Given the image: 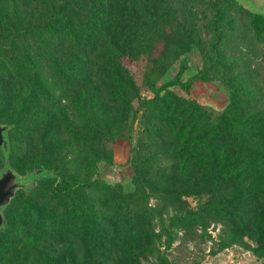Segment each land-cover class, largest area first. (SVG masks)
I'll use <instances>...</instances> for the list:
<instances>
[{"label":"rangeland","instance_id":"374dc122","mask_svg":"<svg viewBox=\"0 0 264 264\" xmlns=\"http://www.w3.org/2000/svg\"><path fill=\"white\" fill-rule=\"evenodd\" d=\"M62 1L0 0V168H46L1 209L0 264H264V44H216L208 0H151L155 47L147 0Z\"/></svg>","mask_w":264,"mask_h":264},{"label":"trees","instance_id":"16d2710c","mask_svg":"<svg viewBox=\"0 0 264 264\" xmlns=\"http://www.w3.org/2000/svg\"><path fill=\"white\" fill-rule=\"evenodd\" d=\"M147 2V9L145 11L146 29L144 32V44L148 43L152 47H155L158 42L165 36L163 35V31L165 29L164 22H166L167 20L166 15L169 13V11L167 7L159 13L162 18L161 24L159 20H156V15L158 14L156 13V10H158V5L149 3L151 2V0H147ZM74 3L75 0H63L61 2V5L62 7H64L67 4V7L69 8L70 6H73ZM236 4L237 3L235 0H208L204 4L203 10L205 13L203 15L206 23V28L208 29L207 31L211 39L215 41L219 46L233 44V47L240 48L241 46H243L244 48H247L249 45V38L247 36L249 30L252 32V35L258 39L259 42L264 44V35L261 34L258 36L259 30L264 29V14L254 11L244 13L242 11L237 12ZM233 14H237V17H235ZM242 26H245V28H243ZM181 41L182 40H178V44L181 43ZM182 63L185 62L182 60ZM0 75H6V78L9 80L13 78L4 71H1ZM173 83L178 82H176L175 80H169L161 85L158 89H163L164 87ZM178 84L187 86V83ZM155 97L156 94L153 97L148 98L146 101H152L155 99ZM4 112V110H0L1 114H3ZM96 185H99V179L97 178L91 180H83L77 183H65L63 182V180L59 179L54 181L53 185L51 186V191L54 195H60L63 193H67L68 191L73 190L77 187L91 188L96 187Z\"/></svg>","mask_w":264,"mask_h":264},{"label":"water","instance_id":"95a60500","mask_svg":"<svg viewBox=\"0 0 264 264\" xmlns=\"http://www.w3.org/2000/svg\"><path fill=\"white\" fill-rule=\"evenodd\" d=\"M9 124L0 121V149L4 156H7L9 143L7 129ZM46 172L45 167H37L33 171H28L21 175L17 173L8 162L0 168V227L3 226L2 207L5 206L18 188H26L29 182H36L38 178Z\"/></svg>","mask_w":264,"mask_h":264}]
</instances>
